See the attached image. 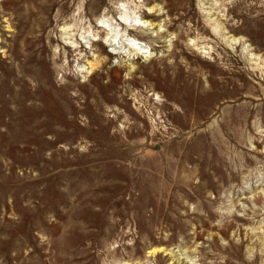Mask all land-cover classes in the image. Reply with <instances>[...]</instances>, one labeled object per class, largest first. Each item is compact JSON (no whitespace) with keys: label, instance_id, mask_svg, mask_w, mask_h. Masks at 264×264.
I'll list each match as a JSON object with an SVG mask.
<instances>
[{"label":"rangeland","instance_id":"rangeland-1","mask_svg":"<svg viewBox=\"0 0 264 264\" xmlns=\"http://www.w3.org/2000/svg\"><path fill=\"white\" fill-rule=\"evenodd\" d=\"M0 264H264V0H0Z\"/></svg>","mask_w":264,"mask_h":264},{"label":"bare ground","instance_id":"bare-ground-1","mask_svg":"<svg viewBox=\"0 0 264 264\" xmlns=\"http://www.w3.org/2000/svg\"><path fill=\"white\" fill-rule=\"evenodd\" d=\"M137 24H139V25H143V23L142 22H138ZM104 27V26H103ZM106 28V27H105ZM115 30H117V29H113V27L112 28H110V30L109 31H111L112 32V35H111V37H114V38H116V32H115ZM135 42V41H134ZM129 45H131L132 47H134L135 49H138L142 54H145L148 50H146V46H144L141 42H137L136 44H129ZM136 45V46H135ZM137 45H139V47H137Z\"/></svg>","mask_w":264,"mask_h":264}]
</instances>
